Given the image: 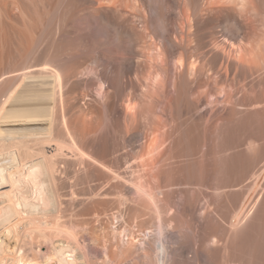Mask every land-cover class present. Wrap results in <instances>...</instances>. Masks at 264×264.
<instances>
[{
	"label": "rangeland",
	"instance_id": "rangeland-1",
	"mask_svg": "<svg viewBox=\"0 0 264 264\" xmlns=\"http://www.w3.org/2000/svg\"><path fill=\"white\" fill-rule=\"evenodd\" d=\"M49 1L40 26L45 22V32L59 23L57 0ZM239 1L81 0L79 34L47 40L41 29L36 33L46 39H34L36 48L48 43L60 51L45 60L64 78L62 114L70 130L113 171L94 165L87 173L69 157L81 198L70 200L71 181L59 175L67 211L58 223L55 197L46 205L32 200L35 216L55 220L44 230L50 238H35L48 253L33 252L21 264H108L105 253L115 264H146L136 250L143 242L154 253L157 239L171 264H264V0H247L244 7ZM68 19L60 28L72 33ZM12 80H6L10 87L0 84V94L14 88ZM58 128L55 137L65 139ZM9 159L0 162L2 205L29 183L26 169L18 173L17 161ZM124 180L139 182L149 197L125 188ZM92 188L107 195L90 197ZM257 198L248 222L242 218L241 227L231 229L232 219ZM65 229L79 234L71 238L75 244ZM115 231L139 239L130 250L136 258L121 254ZM6 256L2 264L10 262Z\"/></svg>",
	"mask_w": 264,
	"mask_h": 264
},
{
	"label": "bare ground",
	"instance_id": "bare-ground-1",
	"mask_svg": "<svg viewBox=\"0 0 264 264\" xmlns=\"http://www.w3.org/2000/svg\"><path fill=\"white\" fill-rule=\"evenodd\" d=\"M240 1L243 4V7H244L245 3L248 4V2H249V1L247 2V0H240ZM55 3L57 5V8L59 11L55 10L54 13L55 14L59 13V15L56 14L59 23H57V26L55 25L56 24L55 22H57V19L55 21L56 15L54 14L55 17H54V22L52 24H54V26H56V27H54L55 29H53V27H51V25H49L50 26V28H48L49 31L45 32L44 30L47 29L45 27V22H44V26H43L44 29H43V27L41 28L40 26H42L43 21H45V20H43V19H45L44 15L47 14V12H49V6H50L49 0H0V84L2 85V83L5 81V83H3V84L7 83L8 87H10L8 84V81H10V80H8V81H6V80L11 78V79H13L12 81L14 82V85H15L14 86L12 84V87L14 86V88L12 90L8 91V88L5 89V90H7V91L4 90L6 92L5 95L0 94V96L2 95L1 98L4 96L2 98V101L0 99V162L2 163L1 160H5L6 157L10 158L14 162L17 161V164L16 165L14 164L17 167V169L19 168L18 169L19 172L16 169L17 172L18 173L23 172V170H24L23 168H25L26 170L23 173L26 176V178H28V182H29L27 184L24 181L23 182L24 185L22 187L19 185L20 183L17 182L19 187H21V188H18V191H17L18 195L16 194L17 198L14 199L15 193H13L14 197L11 194L13 199L10 197L11 195L9 196L10 198L8 197L9 203L6 201L7 203H5V204L3 203L4 205L0 204V205H2V206H0V263L1 262L3 263L4 258L8 257V256H6L7 252H8V254L10 253L12 255L10 257V260H8L9 258L7 259L8 261L11 262V264H13V263L14 264H16V263L21 264L24 262L27 263V258H29L33 252L37 253V254L43 253L44 255H46L48 253L47 251L50 248L45 247L48 250L46 249L43 251L41 249V246H40L41 243L38 244L36 241L38 239L42 238L41 236L46 237V238L48 236V238H50L49 234L48 235L46 234L47 231L45 233L44 230L47 229V227L50 228L52 226L51 221L55 220V216L58 219V220H56V222L57 221L59 222L60 216L66 217L64 215L63 216L61 215V214H64V212H62L63 210H65V211H67V210L65 209L66 206L62 210L63 204L65 205V203H64V201L61 200V198H63V196L60 195V191L63 188H65V186H63V188H61L63 183H61V180H60L61 178H59V175H63L71 181V187L69 189L70 192L68 194L70 196V200L71 201L75 200V202H76L79 198H81V197H79V196H81L78 194L79 192H76L77 190H75L76 182L78 181L79 177L78 176H74V177L69 176V173L67 170L68 169L67 161L72 159V161H74V163L77 162V164L80 167H82V171L84 169H86L87 173H88V170L90 171L91 166H94V165H95V168H97L99 165L100 168L107 169L108 171H111V172L113 171L112 168H110L103 160H101L102 157L100 159H98L97 157L89 154L86 149L85 150L83 149L84 146L83 145H82L83 147L81 146V144L79 143L75 134L72 133V131L70 130V127L68 126L69 124H68L67 119L62 114V104H61L60 92L62 90L61 89L62 86L64 85V84L62 85V83H64L63 82L64 78H62V75L59 73L58 70H56V68L54 66H52L51 64H49V62L46 61L47 59L45 60V58H47L48 55H49V57L51 56L50 54L52 52L55 53V51H56L58 53L60 51H58V49L53 51L50 49L51 47L47 48L48 43H47V45H45L46 48L42 47V46L41 47L37 46L38 48L35 47V45H36L35 41L40 37L39 36L38 38H35V35H36V33L40 32L39 31L40 29L43 33L45 32L43 36H45V38L47 37L48 38L47 40H51L53 38H54L53 40H55L56 38L59 39L62 37L67 38V37H65L66 35H69V36L77 35V33L79 32L78 26L80 25L79 21L81 20L80 16H81V10H82L81 0H57V2H55ZM55 3H53V4H55ZM51 4H52V2H51ZM67 17L70 18L71 20L68 19ZM92 17H94V16H92ZM67 19L73 22V24H72L73 25L72 26L73 32L72 33L69 31H68V33H66V32H64L65 28L64 29L60 28L66 24ZM49 23L51 24V21H49ZM71 23H69V24H71ZM67 24H68V22H67ZM66 25L64 27H66ZM43 36H41V37L43 38ZM45 38H43V39H45ZM49 38H51V39H49ZM34 39H36V40H34ZM78 39L79 38L76 39L77 42H78ZM45 40H44V42H42V41L41 42L45 44ZM34 42H35V45H34ZM42 43H40V44H42ZM40 44H38V45H40ZM77 45H78V43H77ZM61 53H63V52H61ZM52 56H54V55L52 54ZM7 61L10 63H15V65L17 64V66H16L17 68L14 67L13 69L12 68L10 69V65L12 67V65H14V64H9V63H7ZM4 63L9 64V66H7L9 68H5L6 66ZM1 85H0V87L3 86V85L2 86ZM7 85H6V87H7ZM5 92H3V93H5ZM59 100H60V103H59ZM57 125H59L58 127H60V129L64 131V133L66 135L65 139L63 138L64 135L61 139L55 137V135L57 134L58 129H59L58 127H56ZM54 131H56L55 134H54ZM51 142H53L54 144L52 145ZM46 144H48V145L46 146ZM34 145H37L38 148H34L33 147ZM46 147H48V148H46ZM69 157H70V159H69ZM66 158H67V160H66ZM96 165H97V167H96ZM263 165H264V162H263ZM77 168L79 169V167H77ZM77 168H76V170H77ZM262 169L264 170V167ZM2 170H4V168L1 167V165H0V179L1 180L3 177L2 176V173H3ZM13 172H16V171L13 170ZM262 172H264V171H262ZM8 173L9 174H7V175H10V182L12 184H14L16 182V180L13 179L14 177L12 178V172L9 171ZM259 173H261V172L259 171ZM262 174L263 173H261V175ZM117 175H116V177H117ZM251 177L252 178L254 177V179L256 178L254 176V174ZM16 179H18V178H16ZM71 179L74 180V182ZM87 179H89V178H87ZM19 181H21V180H19ZM255 181H256V179H255ZM62 182H63V177H62ZM125 183L126 184H123V183L122 184L128 190H133L138 195L140 194L141 196L145 195V196L149 197V195H148L149 192L146 193L148 189L144 190L142 188V186H140L139 182H138L139 185L136 184L135 182L132 183V181L130 182L127 180L125 181ZM112 185L115 186L116 184L113 183ZM262 187H264V186L262 185ZM79 190H81V189H79ZM93 190H94V188H92V193H90V195L91 194L92 195L90 197L107 195L106 192H99L100 190L97 191V189L94 191ZM62 191L63 192L61 194L64 195L65 194L64 189ZM250 192H252V191H250ZM83 193H84V191H83ZM151 195H152V193H151ZM50 196H52L51 199H53L55 197V199L57 201L56 204L54 203L55 205L52 204L56 208V210L54 211L55 213H53V215L56 214L55 216H53L54 219H53V217L52 218L50 217L51 220L49 218L47 220V214H45L46 219L42 218L44 215L43 216L41 215L42 217H39L40 214H39V216H35V213H33L31 211V209L35 206V204H34V206H32L33 205L32 200L33 201L37 200L40 203L42 201L41 204L46 205V204H48ZM257 201H258V198L254 202L252 201L253 203L251 202L252 203L251 207H250V209L248 208L247 211H245L244 208L242 209V212L240 211L241 215H242V213L245 212V215L243 214V217L241 216L239 218H236V219L233 218L232 219L233 221H231V226H233V227L231 229H233L236 224H239L237 226L241 227V224H243V221L246 220L244 217L250 215V212L253 211V207L255 206ZM73 203H74V201H73ZM258 204L256 206H258ZM17 205L23 206L24 209H18L20 206H17ZM69 208H70V206H69ZM41 210L43 211L42 208H41ZM48 212H46V213H48ZM78 214H79V212H78ZM13 215H16V216L13 217ZM251 215H253V214H251ZM74 217H75V215H74ZM234 217H237V215H235ZM40 218H42L43 220H41ZM242 218H244L245 220ZM240 220H243L242 223ZM3 221L6 223H3ZM239 221L241 224L239 223ZM49 222H50L49 225H51V226H47V223H49ZM60 222H62V221H60ZM63 223L61 224V227L59 225H56V223H55L54 228H56V229L61 228L62 229V227H64L63 225H65V223L64 224ZM68 226L71 227V229L73 228L70 225H68ZM64 228H67L66 225ZM72 230H74V229H72ZM63 232H65L70 237L69 239L76 238L77 236L75 234H78L77 232L75 233L74 231H71L69 229H67V230L65 229ZM121 232H118V231L114 232V235L117 234V236L120 238L121 242L123 243V246L120 248V252L122 255L125 253L129 254L131 252L130 251L131 247L134 246V244H136L137 242L139 243V239H136V236H127L126 237L125 233L122 234ZM65 233H63V234L65 235ZM239 233H240V231H239ZM37 234H40V235L37 237ZM36 237H37V239L35 241ZM47 239L46 240L44 239V240L47 242ZM71 240H68V242L69 241L73 242V240L72 241ZM250 240H252V239H250ZM258 240H261V239H258ZM60 241H62V240H60ZM74 241L76 242V239ZM253 241L257 242V240H253ZM75 242H73V243L75 244ZM66 243H67V241H66ZM142 243H140V246L138 245L139 248L141 247L140 251L139 250H136V251L139 252L138 254H140L142 260L144 262H146V264H150L152 261L154 262V264H156L158 250H160L162 247H164V244L161 242V240L157 239V241L155 243L156 249L154 250V253H151L150 250H148V248L146 246H144L145 244L143 243L144 245H142ZM253 243H255V242H253ZM262 244H264V243H262ZM258 245H259V243H258ZM56 246H58V245H56ZM64 247H66V245ZM64 247L61 246L59 248L64 249ZM259 247L261 248V246H258V248ZM263 248H264V245H263ZM62 249H60L59 252H61L63 254L65 250L63 251ZM66 249L69 250V248H66ZM105 250H107V249H105ZM128 251H130V252H128ZM136 251H134V252L136 253ZM257 251H259V250H257ZM131 254H129V255H131V257H133L134 256L133 252H131ZM252 254H253V252H252ZM105 255L109 261L108 264H115L114 261L116 259L113 256H111V258H110V255H108V253H105ZM138 257H139V255H138ZM112 258H114L113 259L114 261L112 260ZM134 258H136V254H135ZM252 258H254V257L252 256ZM105 260H106V258H105ZM12 261H13V263H12ZM60 261L64 262L65 260L62 258ZM10 262H8V264H10ZM140 262H142V261H140ZM144 262H142V263H144ZM86 264H90V261H86ZM134 264H137V263H134Z\"/></svg>",
	"mask_w": 264,
	"mask_h": 264
},
{
	"label": "clouds",
	"instance_id": "clouds-1",
	"mask_svg": "<svg viewBox=\"0 0 264 264\" xmlns=\"http://www.w3.org/2000/svg\"><path fill=\"white\" fill-rule=\"evenodd\" d=\"M156 264H171L167 247H162L160 250H158Z\"/></svg>",
	"mask_w": 264,
	"mask_h": 264
},
{
	"label": "crops",
	"instance_id": "crops-1",
	"mask_svg": "<svg viewBox=\"0 0 264 264\" xmlns=\"http://www.w3.org/2000/svg\"><path fill=\"white\" fill-rule=\"evenodd\" d=\"M253 130V129H252Z\"/></svg>",
	"mask_w": 264,
	"mask_h": 264
}]
</instances>
